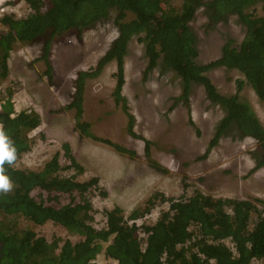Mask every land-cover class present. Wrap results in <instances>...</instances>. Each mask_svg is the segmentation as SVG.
Returning <instances> with one entry per match:
<instances>
[{"label":"trees","instance_id":"16d2710c","mask_svg":"<svg viewBox=\"0 0 264 264\" xmlns=\"http://www.w3.org/2000/svg\"><path fill=\"white\" fill-rule=\"evenodd\" d=\"M27 1L31 7L28 15L3 19L7 28L0 30V79L9 74L10 51L17 41H31L46 32H50V37L71 29L81 33L115 10L119 30L116 39L95 72L81 70L75 79V92L67 106L75 108L77 128L94 139L112 144L121 153L136 154L133 149L97 136L92 132L91 123L83 118L87 78L101 71L109 61L116 60L117 81L113 95L128 116L127 130L144 139L152 167L162 172L168 170L152 158V141L135 130L136 116L123 93L128 44L134 35L140 34L146 44L147 73L163 64L181 77L182 98L189 101L192 85L200 83L208 97L225 109L204 156L221 134L235 125L241 134L253 136L260 144L261 157L252 170L264 165V124L252 104L240 94L246 79L264 100V13L248 10L257 3H261L264 10V0H183L180 9L170 5L168 0ZM203 6L209 10L211 23L236 13L246 25L240 42L228 39L221 55L206 63L198 61L197 34L191 25ZM130 12L133 17L127 18ZM51 40L48 38L45 42L42 55L49 76L53 75ZM220 65L238 68L244 74L245 79L236 80L235 93L220 91L206 73ZM12 94L10 88L4 93L0 91V122L16 147L18 160L31 148V131L41 124L42 118L34 108L18 111ZM65 148L69 161L65 165L61 163L59 152L40 170L20 168L16 166L17 160L12 166L5 164V174L13 181L14 188L0 195V264H96L102 251L115 264H264L259 262L264 259V209L256 202L260 198H216L200 189L189 196L166 197L161 193L162 199H169L170 205L155 223L138 221L156 203L151 196L144 209L138 207L129 214L118 204L106 209L105 223L98 227L93 197L97 190L103 195L107 191L98 176L84 180L77 177L85 167L70 145ZM67 168L76 172L61 173ZM36 190H40L38 194ZM21 218L35 224L51 220L78 234L79 238L56 236L50 240L33 227L22 226Z\"/></svg>","mask_w":264,"mask_h":264},{"label":"rangeland","instance_id":"374dc122","mask_svg":"<svg viewBox=\"0 0 264 264\" xmlns=\"http://www.w3.org/2000/svg\"><path fill=\"white\" fill-rule=\"evenodd\" d=\"M167 2L180 9L183 0ZM248 10L264 13L261 3ZM30 11L27 0H0V30L7 28V23L3 22L6 16L24 17ZM115 14L113 10L108 18L81 33L71 29L50 37V32H46L34 40L15 43L9 56V74L0 79V91L12 89L18 111L34 108L42 118L41 124L31 131V148L18 158L16 166L40 170L57 152L65 165L69 162L65 146L70 145L85 167L77 177L84 180L98 176L107 191L103 195L97 190L93 197L98 227L105 223L106 209L118 204L129 214L135 208L144 209L151 196L156 203L138 221L153 224L170 205L169 199H162L161 193L166 197L189 196L197 189L216 198L258 197L261 200L256 202L264 209V165L252 170L261 157L258 140L241 134L235 125H231L204 156L225 109L208 97L200 83L192 85L189 101L182 98L181 77L163 64L147 73L146 44L140 34L134 35L128 44L123 93L136 116L135 130L152 141V158L168 170L162 172L152 167L144 139L127 130L128 116L113 95L117 81L116 60L109 61L101 71L87 78L83 118L91 123L92 132L97 136L133 149L136 154L121 153L112 144L94 139L77 128L75 108L67 106L75 92V79L81 70L95 72L113 44L119 33ZM130 17H133L131 12L127 18ZM191 25L197 34L198 61L201 63L219 57L228 39L240 42L246 32L245 23L236 13L211 23L206 6L198 9ZM48 38L52 39V76L46 73L47 66L42 57ZM206 73L218 89L227 94L237 91V78L245 79L238 68L225 65L212 67ZM240 94L252 104L264 124V100L246 79ZM75 172L73 168L61 170L67 175ZM20 223L33 227L50 240L56 236L79 238L78 234L51 220L35 224L21 218ZM225 241L232 244L230 239ZM95 261L96 264H115L104 251ZM259 262L264 263V259Z\"/></svg>","mask_w":264,"mask_h":264},{"label":"clouds","instance_id":"9594fccd","mask_svg":"<svg viewBox=\"0 0 264 264\" xmlns=\"http://www.w3.org/2000/svg\"><path fill=\"white\" fill-rule=\"evenodd\" d=\"M17 160V150L10 137L0 128V195L10 193L14 188L11 178L5 174V164L12 166Z\"/></svg>","mask_w":264,"mask_h":264},{"label":"built area","instance_id":"2783aa9c","mask_svg":"<svg viewBox=\"0 0 264 264\" xmlns=\"http://www.w3.org/2000/svg\"><path fill=\"white\" fill-rule=\"evenodd\" d=\"M2 127V123L0 122V128Z\"/></svg>","mask_w":264,"mask_h":264}]
</instances>
